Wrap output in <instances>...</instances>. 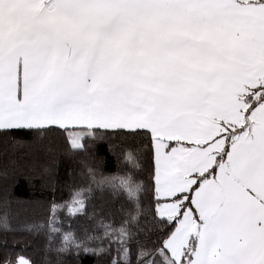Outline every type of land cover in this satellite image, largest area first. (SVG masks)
I'll return each mask as SVG.
<instances>
[{
  "label": "snow or ice",
  "instance_id": "obj_1",
  "mask_svg": "<svg viewBox=\"0 0 264 264\" xmlns=\"http://www.w3.org/2000/svg\"><path fill=\"white\" fill-rule=\"evenodd\" d=\"M0 264H264V0H0Z\"/></svg>",
  "mask_w": 264,
  "mask_h": 264
},
{
  "label": "trees",
  "instance_id": "obj_2",
  "mask_svg": "<svg viewBox=\"0 0 264 264\" xmlns=\"http://www.w3.org/2000/svg\"><path fill=\"white\" fill-rule=\"evenodd\" d=\"M106 171H115V165H109L108 167H106ZM68 193L67 191L64 192V196L67 197ZM90 259V258H89Z\"/></svg>",
  "mask_w": 264,
  "mask_h": 264
}]
</instances>
